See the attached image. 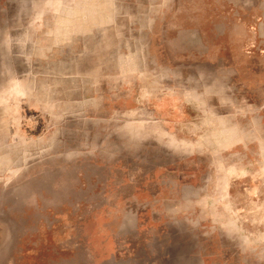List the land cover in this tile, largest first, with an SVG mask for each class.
Listing matches in <instances>:
<instances>
[{
    "label": "rangeland",
    "instance_id": "obj_1",
    "mask_svg": "<svg viewBox=\"0 0 264 264\" xmlns=\"http://www.w3.org/2000/svg\"><path fill=\"white\" fill-rule=\"evenodd\" d=\"M109 1L0 0V264H264V0Z\"/></svg>",
    "mask_w": 264,
    "mask_h": 264
},
{
    "label": "crops",
    "instance_id": "obj_2",
    "mask_svg": "<svg viewBox=\"0 0 264 264\" xmlns=\"http://www.w3.org/2000/svg\"><path fill=\"white\" fill-rule=\"evenodd\" d=\"M83 0H74L71 4H68L66 11H64L62 15V19H66V23L61 26V31L59 32L61 35H65L64 42H68L76 39L77 37L88 38L89 36H94L95 34L102 33L104 31H109L110 33L116 35L118 34V29L116 28V23L118 16L114 12L115 3L112 1L107 2L106 7L108 10L106 12L101 11L99 7H96V11L93 10L91 12L83 13L80 8H82ZM68 45V44H67ZM78 61V60H77ZM141 60L138 58H125L119 60L120 71L123 75L128 77L136 76L144 77V71L138 68L141 66ZM77 66L80 65L79 61L77 62ZM133 79L131 80V82ZM158 85L155 93L161 92L159 89L160 83L159 81H154L153 85ZM129 91L132 92V89ZM149 91V90H148ZM151 92V91H150ZM221 126L223 125V119H220ZM225 127L227 128V123L225 122Z\"/></svg>",
    "mask_w": 264,
    "mask_h": 264
}]
</instances>
